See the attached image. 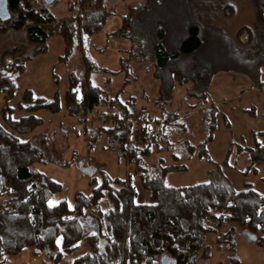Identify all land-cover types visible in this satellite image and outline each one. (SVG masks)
I'll return each instance as SVG.
<instances>
[{
    "label": "trees",
    "instance_id": "trees-1",
    "mask_svg": "<svg viewBox=\"0 0 264 264\" xmlns=\"http://www.w3.org/2000/svg\"><path fill=\"white\" fill-rule=\"evenodd\" d=\"M253 2L258 11V29L243 26L236 36H229L223 26L234 12L233 0H145L130 9L122 26L112 34L127 36L133 19H138L141 36L151 43L154 75L160 80L156 102L173 100L178 86L190 84L189 95L197 100L188 105L190 110L161 112L151 123L141 124L143 144L128 143L124 127L134 97L126 102L108 98L104 87L91 80L94 71L105 69L89 56L83 58L84 74L69 71L66 112L86 126L90 110L105 103L110 107L120 103L116 113L106 112L112 119L111 125L98 127L89 143L93 145L101 133H107L109 141L105 146L135 163L142 185L151 192L150 203H136L137 190L130 177L113 178L101 171L100 184L96 176L90 177L92 194L77 192L75 207L71 208L66 200L50 206L62 184L34 167L36 163L53 160L46 157L49 135L29 137L44 123L37 115L39 111L57 114L63 110L59 93L45 98L27 90L17 108L9 103L19 88V79L27 71V62L48 50L52 36L63 37L65 54L59 59L65 61L86 36L102 31L111 10L106 0H76L69 4L70 15L59 19L50 8L53 2L7 0L8 15L0 17V33L24 31L35 50L24 57L23 51L15 48L0 57V93L6 101L0 110L4 123L0 118V264H5V256H17L27 247L33 248L36 255L43 252L50 260L59 262L64 253L75 251L81 241L89 249L71 264H161L165 256L176 260L175 264H195L198 258L209 256L210 236L219 250L236 253L238 228L264 249V194L249 182L243 190H236L206 149L218 123L217 108L208 107L209 86L217 73L234 71L248 75L264 92V36H259V32L264 35V0ZM252 41L256 43V53L248 54L244 45ZM208 46L212 47V54L207 52ZM17 110L26 114L15 119ZM194 111L209 114V134L200 144L199 156L205 155L216 168L209 171L208 181L171 185L166 181L167 175L188 167L162 166V160L148 166L146 158L151 156L154 146L170 143L162 137L166 124H175L184 118L182 115ZM246 112L254 115L255 108ZM224 120L229 127L226 117ZM150 133L152 139L145 143ZM238 147L250 153V163L242 171L246 175L255 170L252 167L256 162L264 160V145L257 142L254 148ZM173 156L179 160L177 154ZM102 199L107 202L105 209L100 208ZM93 207L96 209L90 210ZM232 261L237 262V257Z\"/></svg>",
    "mask_w": 264,
    "mask_h": 264
},
{
    "label": "rangeland",
    "instance_id": "rangeland-1",
    "mask_svg": "<svg viewBox=\"0 0 264 264\" xmlns=\"http://www.w3.org/2000/svg\"><path fill=\"white\" fill-rule=\"evenodd\" d=\"M73 1L76 0H57L51 4L50 8L59 19H64L70 15L68 10L69 4ZM106 2L111 10V14L104 28L97 34L86 36L82 45L77 46L74 54L67 60L61 61L59 59L61 62L57 61L54 70L59 75L57 76L58 81H55V83L51 81L53 72L52 64L56 59L55 56L62 55L63 52L55 54L53 50H47L46 56H42L48 62L43 58L44 61L42 64H44V67L41 71L38 70L41 64L38 61H34L32 64H28L27 71L19 79V88L22 91L25 88H29L34 90L36 95L47 98L54 97L52 90L55 86L57 87L59 85L56 89H59L57 92L63 103V110L57 114L44 111L42 113L45 118L44 123L35 131L37 135H49V150L46 153V157L53 159L47 162L36 163L34 165L35 169L62 184V189L50 200L52 205L66 200L70 207L74 208L76 193L80 192L86 196L91 195L92 187L89 184L90 177L96 176L100 184L102 181L101 171L107 172L113 178L130 177L131 184L137 190L134 198L135 202H151V192L142 185L140 174L136 171V164L133 162L129 163L116 150L105 146L109 141L107 133H101L99 139L93 145L89 143L98 127H108L111 125L112 119L106 115V112L116 113L119 110L118 103H114V109H111L110 104L107 103L96 108L97 117L94 120L88 117L89 121H87L86 126L84 123H79L78 120L75 122L76 118L70 116L65 110V93L68 88L67 72L76 70L78 73L84 74L86 65L84 64L85 61H83V58L89 56L99 67L105 69L94 71L91 75V80L101 87H104L108 98L113 99L117 97L121 102H124L130 97H134V104H131L133 106L132 109L139 111L144 109L151 119L156 117L157 114L160 115L161 112H184L185 110H190L188 105L197 103V100L192 99L189 95V87H191V84L183 87L178 86L173 100L156 102L159 99L160 80L154 75V67L151 60V43L141 36L137 18L133 19V26L127 36H113L112 33L122 26L124 17L130 12V9L142 5L145 0H106ZM233 5L235 7L234 12L225 20L223 25L228 35L236 36L238 30L243 26L253 27L254 30H257V24H260L258 11L253 0H233ZM74 11L77 14L76 8ZM218 19L220 22L222 21L220 11L218 12ZM55 36L63 39L61 35H54L53 37ZM259 36L264 35L259 32ZM243 38H247V33L244 34ZM213 43L216 46L217 43L219 45V42ZM244 47L248 54L256 53L254 52L256 43L253 41L250 45H244ZM15 48H20L23 51L22 56L24 57L35 50V46L30 43L24 31L10 30L0 33V57L6 51ZM208 48H206L207 52L210 51L209 53L212 54L214 52L212 47L208 46ZM250 48H252L251 51H249ZM45 53L36 56L44 55ZM125 81L127 84H125ZM122 87L124 88L122 89ZM117 92L119 95H117ZM2 95L0 93V98ZM0 101V104H3L1 99ZM247 115L250 116L251 114L247 112ZM208 116L207 111H197L196 114L186 116L175 122V124H166L162 137H165L167 141L172 143H166L164 147V150L169 153V155L167 154L169 157L166 156L165 152L157 154L153 151L152 155L146 159V164L151 166L158 157H163L165 163L173 162L170 159V155L175 152L185 157V163L189 169H191L190 166L194 163V159L200 161V164L211 165L212 162L205 155L197 157L191 149L194 147L195 152L200 155V144L207 139L209 134L206 126ZM161 120H164V117ZM75 128H77V131H75ZM233 156L234 158L237 157V159L239 156L238 168L240 170L245 169L247 165L246 158L249 154L234 150L228 158V164L235 163L232 160ZM187 171L169 173L166 177L167 183L179 186L195 184L192 180H196L195 176L197 175L185 174ZM231 176L234 186L238 189L241 188L243 180L254 182L258 190L260 186H264V182L256 178V175L251 172L248 174L247 179H243L245 175L241 174L240 171H235ZM209 179V173H207V176L202 179V182L208 181ZM179 182L182 183L180 184ZM2 203L3 198H0V205ZM106 207L107 202L105 199H102L100 201V208L105 209ZM95 209L93 207L90 210L94 211ZM236 233V253L233 254L224 249L219 250L214 242L213 236H210L207 241V244L210 246L209 256L206 258H198L195 264H264V249L255 241L251 240L242 229L238 228ZM88 249V244L85 241H81L75 251L64 253L63 258L59 262L50 260L47 254L43 252L37 255L34 254V249L30 247L25 248L17 256H5L4 258L5 264H71L75 258L86 253ZM233 257H237L238 261L233 262Z\"/></svg>",
    "mask_w": 264,
    "mask_h": 264
},
{
    "label": "crops",
    "instance_id": "crops-1",
    "mask_svg": "<svg viewBox=\"0 0 264 264\" xmlns=\"http://www.w3.org/2000/svg\"><path fill=\"white\" fill-rule=\"evenodd\" d=\"M48 46H49L48 51L53 50L55 54L63 52L62 55H59L57 57L55 56L56 59L52 64L53 72L51 76V81H54L55 83V76H59V75L55 72L54 67L56 66L55 64L57 63V61L61 62L59 61V58L65 54V44L63 42V39H61V37L52 36L48 41ZM47 52L44 55L35 56L33 60L28 61L27 68H28V64H32V62L38 61L39 64H41L38 70L41 71L42 68L44 67V64H42L44 59L48 62V60L45 57H42V56H46ZM68 73L69 72H67V79H68ZM39 74L41 75V73ZM263 80H264V73H263ZM57 87H59V85H57ZM57 87L55 86V88L52 90V93H54V95L58 93L57 91L59 89L57 90L56 89ZM68 87H69V82H68ZM27 90H31L36 97H43L40 95H36L34 93V90L32 89L25 88L22 91L20 88H18L17 90L18 92H16L17 95L15 94L14 98L9 103L10 106L17 108L18 105L22 102L23 95L25 91ZM65 96H66V93H65ZM208 98H209L208 107L213 106L217 108L218 123H217V128L215 129L213 133L212 140L207 144L206 149L209 155L212 157V159L221 166L223 173L225 174V176L228 177V179L231 181V183L234 186V182L232 180L231 174H233L235 171L237 172L240 171L241 174H243L242 171L244 169L240 170L238 168L239 156H238V159L237 157L234 158L233 156L232 160L235 162L234 164H230V163L228 164V162L225 163V160H228L229 156H231V153L234 150L240 153L247 152L249 154V156L246 158V163H247L246 167H247L250 163V153L248 152V150H240L238 146L254 148L257 142H259L261 145H264V92L260 89L259 86L255 85V83L252 81V79L248 75L237 73L234 71H225V72H219L213 77L212 82L209 86V97ZM0 99L3 102V104H0V106L2 105L0 108L1 110L6 105V101H5L4 95H2ZM118 105L120 106L121 104L118 103ZM129 105L131 104L129 103ZM132 105H131V109L133 107ZM251 107L255 108V114L249 116L247 115L246 109L251 108ZM111 109H114V106L111 107ZM43 112L44 111H39L37 115L42 117L45 120L44 115L42 114ZM190 113H188L189 114L188 116H192L196 114L197 111L190 112ZM25 114L26 113L17 110L14 113V118L18 119L19 117ZM185 115L187 114H184L182 116H184L185 118L186 117ZM224 117H226L228 122L230 123L229 127L226 126V121L224 120ZM1 121L3 123L2 118H1ZM75 122H77V120ZM75 129H76L75 131H77V128ZM36 135H37V132L36 133L34 132L33 134H30L29 137L36 136ZM21 137L23 139H26L25 136H21ZM232 143H234V145H232ZM165 146H166L165 144H160L159 146L156 145L154 146L153 151H155L157 154L165 152L167 156V154L169 155V153L164 150ZM193 151L196 154V156L199 157V155L195 152L196 150H193ZM174 154L176 153L173 152L170 155V159L173 162L165 163L163 161L164 160L163 157L161 158L158 157L155 163L159 160H162L163 162L162 166L175 165V164L186 165L185 163L186 159L184 156H180L177 154L179 156V160L176 161L173 156ZM194 160H195L194 163L191 164L190 166L191 169H189L188 165H186L188 167V171L185 172V174L190 173V175H197L195 176L196 180L193 179L192 181L195 183H200L202 182V179H204L207 176V173H209L210 170L216 168V164L211 163V165H204V164H200V161H198L197 159H194ZM155 163H152L151 166H153ZM252 169H255V170L249 171L246 175L243 174L245 175L243 179H247L248 174L251 172L252 174L256 175V178L264 182L263 180L264 179V172H263L264 160L256 162L254 166L252 167ZM238 182L240 183L239 179H238ZM247 182L252 184L253 189L264 194L263 185L260 186V189L258 190L254 182H251L248 180L242 181V186L240 189H238L236 186H234V188L236 190H243L245 188V183ZM179 183L181 184L182 182H179Z\"/></svg>",
    "mask_w": 264,
    "mask_h": 264
},
{
    "label": "built area",
    "instance_id": "built-area-1",
    "mask_svg": "<svg viewBox=\"0 0 264 264\" xmlns=\"http://www.w3.org/2000/svg\"><path fill=\"white\" fill-rule=\"evenodd\" d=\"M96 114L95 110H90L88 117L94 120L97 117ZM151 120V117L148 116L147 111L144 109L142 111L131 109L128 117L124 119V127L127 133L128 143L143 144L144 141L140 126L141 124L147 125L148 123H151ZM146 136L147 139L145 140V143H149L152 139V134L150 133Z\"/></svg>",
    "mask_w": 264,
    "mask_h": 264
},
{
    "label": "water",
    "instance_id": "water-1",
    "mask_svg": "<svg viewBox=\"0 0 264 264\" xmlns=\"http://www.w3.org/2000/svg\"><path fill=\"white\" fill-rule=\"evenodd\" d=\"M56 0H46L47 3H52ZM8 15V8H7V0H0V17H5ZM173 261V264L176 263V260H173L172 258L165 256L161 258V264H171Z\"/></svg>",
    "mask_w": 264,
    "mask_h": 264
},
{
    "label": "snow or ice",
    "instance_id": "snow-or-ice-1",
    "mask_svg": "<svg viewBox=\"0 0 264 264\" xmlns=\"http://www.w3.org/2000/svg\"><path fill=\"white\" fill-rule=\"evenodd\" d=\"M50 206H52L51 202H50ZM57 243L59 244V243H60V241L58 240V241H57Z\"/></svg>",
    "mask_w": 264,
    "mask_h": 264
}]
</instances>
